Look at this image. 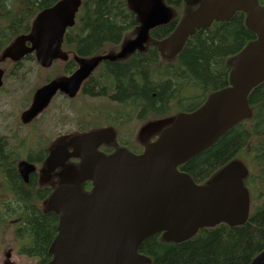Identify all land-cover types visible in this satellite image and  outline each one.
Masks as SVG:
<instances>
[{
    "label": "water",
    "instance_id": "obj_1",
    "mask_svg": "<svg viewBox=\"0 0 264 264\" xmlns=\"http://www.w3.org/2000/svg\"><path fill=\"white\" fill-rule=\"evenodd\" d=\"M127 2L140 23L135 37L125 41L117 54L87 61L76 58L80 67L71 76L56 77L40 86L22 114L24 124L39 117L59 92L74 98L101 61L125 59L136 51H145L150 31L173 19L164 0ZM185 2L199 7L189 11L168 37L155 42L162 58L174 59L198 30L214 21L228 22L238 12L246 15L245 25L255 39L229 59V86L210 95L193 113L151 122L143 128L140 136L149 138L158 128L172 123L146 145L142 154L126 149L111 155L98 151L103 143H114L113 129L78 135L51 152L46 161L50 170L69 158L79 159L80 163L77 170L73 169L79 182L59 188L45 204L46 210L56 213L59 219L48 264H151L140 248L154 235L162 234L164 241L179 244L204 228L220 224L239 227L248 222L251 201L244 181L249 172L241 161H232L205 185L196 184L179 166L207 150L240 122L251 119L249 94L264 82V6L258 0ZM81 5L82 0H60L40 11L30 32L18 36L3 51L0 62H19L32 53L44 69L56 60L67 61L64 36L75 25ZM3 75L1 70L0 87ZM34 170L28 162L19 164L26 180ZM88 181L93 188L85 194L80 185ZM251 264H264V250Z\"/></svg>",
    "mask_w": 264,
    "mask_h": 264
},
{
    "label": "trees",
    "instance_id": "obj_2",
    "mask_svg": "<svg viewBox=\"0 0 264 264\" xmlns=\"http://www.w3.org/2000/svg\"><path fill=\"white\" fill-rule=\"evenodd\" d=\"M58 1L0 0V53L16 36L30 31L31 21L40 11ZM171 1H174L176 18L151 31V42L145 52H136L125 61L108 62L86 81L83 93L92 97L93 100H89L93 101L96 113L92 108L88 109L91 114L75 113L76 129L87 131L99 127L102 116L99 112L110 113L118 121V143L133 150L136 132L129 130L130 136L125 133L133 122L142 125L176 112H193L210 94L229 85L228 60L255 39L245 25L246 15L238 12L228 22H214L209 28L200 29L187 40L180 54L169 61L161 57L154 41L168 37L184 14L182 1L166 0V3L170 5ZM138 25L127 0H83L77 24L66 34L65 47L80 57L118 50L134 35ZM29 59L34 60L31 56ZM75 68L72 60L57 65L45 80L58 74H71ZM42 76L45 77V73L37 67V81ZM28 77L29 74H21L20 79L26 81ZM38 84L23 95V108ZM248 100L253 111L251 119L239 123L207 150L179 166L180 171L201 185L233 160H241L249 170L245 180L251 197L248 222L240 227L221 224L205 228L179 244L165 242L161 234L154 235L140 248V252L151 259V264H251L264 250V82L252 89ZM103 107L106 108L102 111ZM16 121L19 122L15 119L13 123ZM0 148L2 167L24 201L19 204L21 210L17 216L16 236L21 241L18 253L35 259V264H47L52 259L49 249L57 234L58 217L44 213L37 202L30 200L35 194L33 181L25 186L15 172L20 157L15 160L17 155H5L2 141ZM88 184L87 190H91L92 185Z\"/></svg>",
    "mask_w": 264,
    "mask_h": 264
},
{
    "label": "flooded vegetation",
    "instance_id": "obj_3",
    "mask_svg": "<svg viewBox=\"0 0 264 264\" xmlns=\"http://www.w3.org/2000/svg\"><path fill=\"white\" fill-rule=\"evenodd\" d=\"M182 1L184 3L185 11L195 10L198 8V5L189 6L184 2V0ZM171 2L172 4L169 7H171L172 9L174 1ZM259 3L264 6V0H259ZM107 63L108 62H105L104 65H106ZM98 71L99 70H97L95 73H97ZM92 76L93 75H91L90 77ZM84 84L83 86H81L82 88L77 99L72 100L68 96H62V95L60 97L64 98V101L66 102L65 104L67 105L69 104L74 105L75 102L81 101L82 105L80 108L81 109L80 114L82 115H84L85 113L91 114L88 112L89 108L94 109L93 112L96 113V109L93 107V101L89 100V99L93 100L92 97H89L83 93ZM31 99L32 96H30L28 105L25 108H23L19 116H17L16 118L20 123L16 121V123H14L15 126L13 127L12 131L9 132L8 134L1 132V115H0V144L2 141L3 151L5 155L6 154L17 155L18 157H15L14 158L15 160H17L20 157L17 160L15 172L17 176L20 178L23 185L28 186L31 184V180L33 181L35 194L32 195L30 200L34 201V203L37 202L38 204L40 203L42 204L44 201L50 198L54 194V192L59 188L72 187L74 186V184L79 182L77 181L78 177L73 176V169L77 170V166L80 163L78 159L69 158L65 164L59 167L56 166L52 170H50L46 166V160L48 159L50 153L53 150H56V148H62L66 146L70 138H73L79 135L80 133L87 131L94 132L95 130L113 129L116 132L117 139L115 140L114 143L111 144L103 143L102 145H100L99 151L106 155H110L115 153L117 150L121 149L122 147L124 148L125 146H120V144L118 143L119 131L117 130V126H116L118 121L110 113L99 112L100 114H102L101 121H99L100 122L99 127H95L87 131H79L78 129H74L66 133L57 134L56 136H52L47 133L45 134L44 132H42V130L39 131V127H36L38 119L33 121L32 123L24 124L21 121V114L25 109L29 107L31 103ZM25 131H26L25 135H22V133H24ZM125 133L126 136L131 135L128 129L126 130ZM156 138L157 137H155L153 140H155ZM133 142L135 143L136 146L131 151L137 154L142 153L144 151V145L142 146L141 143L138 142V139H136V135H135V140H133ZM66 149L68 151H71L70 147H67ZM63 152L64 151H62L61 153ZM23 160L36 167V170L28 175L27 180L21 175L18 169V164ZM10 180L11 179L5 173L4 168L2 167L1 164V148H0V258H1V224H6L2 222V220L7 218L9 223L7 225L12 226L15 229V231L18 230L19 219L17 218V216L21 210L19 204H21L22 202L24 203L21 196L16 193V190L13 185L14 183L12 182V180L11 181ZM88 183L90 182L81 183L80 188L82 192L89 191L87 190V187L89 185ZM48 213H53V212H48ZM9 255H10L9 253L5 254V259H4L5 264L15 263L16 261H12V257L10 258Z\"/></svg>",
    "mask_w": 264,
    "mask_h": 264
},
{
    "label": "rangeland",
    "instance_id": "obj_4",
    "mask_svg": "<svg viewBox=\"0 0 264 264\" xmlns=\"http://www.w3.org/2000/svg\"><path fill=\"white\" fill-rule=\"evenodd\" d=\"M11 69L12 67L9 68V71H11ZM36 69L37 66L34 62L27 61L24 62L20 66V69L15 71V73L11 72L12 77H5L4 86L2 88L4 90L0 94L1 132L8 134L12 131L15 126L13 122L23 110V95L28 94L37 82L40 84L45 81L46 77L44 76H42V79L37 81ZM21 74H25L27 76L29 74L28 79H26V81H21ZM28 96H30V94ZM65 103L66 102L62 97H59L56 100L54 107H51L49 112L43 118L41 117L38 120L36 127H39V131L42 130L45 134L47 133L49 135L56 136L57 134L66 133L76 129L78 120L75 115L79 114L80 116L82 102L77 101L74 105H67ZM68 106H73V108ZM104 108L106 107H103L102 111ZM70 119H73V122L70 121ZM135 124L136 123L133 122V126L128 127V130H130L131 133L138 132V129L141 127L140 125ZM25 133L26 131L22 133V135H25ZM120 133L123 134V131ZM14 231L15 230L12 226L1 224V254L11 251L13 255L12 261L17 260L19 264L34 263L33 261L23 258L18 259L17 244L19 245L20 243H17L18 241L15 239ZM20 246L21 244L18 247L20 248Z\"/></svg>",
    "mask_w": 264,
    "mask_h": 264
}]
</instances>
